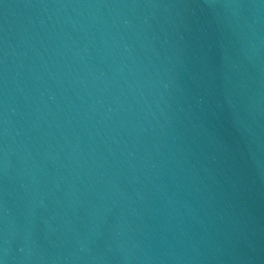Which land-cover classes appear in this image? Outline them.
Masks as SVG:
<instances>
[{
  "label": "water",
  "instance_id": "1",
  "mask_svg": "<svg viewBox=\"0 0 264 264\" xmlns=\"http://www.w3.org/2000/svg\"><path fill=\"white\" fill-rule=\"evenodd\" d=\"M0 264H264V0H0Z\"/></svg>",
  "mask_w": 264,
  "mask_h": 264
}]
</instances>
